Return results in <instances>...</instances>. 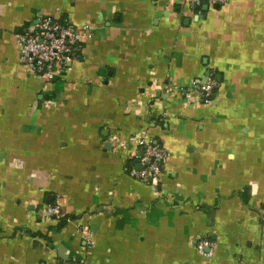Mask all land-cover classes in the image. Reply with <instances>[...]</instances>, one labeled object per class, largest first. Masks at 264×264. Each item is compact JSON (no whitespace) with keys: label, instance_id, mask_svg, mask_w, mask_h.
<instances>
[{"label":"crops","instance_id":"crops-1","mask_svg":"<svg viewBox=\"0 0 264 264\" xmlns=\"http://www.w3.org/2000/svg\"><path fill=\"white\" fill-rule=\"evenodd\" d=\"M202 7L0 0V264H264V0ZM38 16L92 27L57 83L19 59ZM143 132L155 189L129 173Z\"/></svg>","mask_w":264,"mask_h":264},{"label":"built area","instance_id":"built-area-1","mask_svg":"<svg viewBox=\"0 0 264 264\" xmlns=\"http://www.w3.org/2000/svg\"><path fill=\"white\" fill-rule=\"evenodd\" d=\"M191 8H200L203 5H224L229 0H186ZM92 27L74 28L67 18L54 20L51 17L38 16L35 31L19 33L16 41L19 49V59L25 70L52 81L60 67L70 64L81 44L91 38ZM219 84L214 75L209 73L205 83L191 89L190 99L194 102H207L214 95ZM139 154L135 159L141 168L131 169L130 176L137 181L150 185L155 189L158 186L166 159L165 150L147 133H141L137 139ZM44 216L48 219L61 220L63 218L60 207L56 204L46 208ZM87 233L86 237L89 238ZM195 249L205 258H210L215 249V243L209 239H200Z\"/></svg>","mask_w":264,"mask_h":264},{"label":"trees","instance_id":"trees-1","mask_svg":"<svg viewBox=\"0 0 264 264\" xmlns=\"http://www.w3.org/2000/svg\"><path fill=\"white\" fill-rule=\"evenodd\" d=\"M62 68H64V67H60V68H58V70L57 71H59V70H61ZM56 79V78H55ZM54 79V80H55ZM56 83H57V79H56V81H55ZM57 85V84H56ZM57 88H58V86H57ZM54 95V94H53ZM53 95H48L47 97H52ZM71 218L70 217H67V216H65V217H63L62 219H61V223H65V222H67L68 220H70Z\"/></svg>","mask_w":264,"mask_h":264},{"label":"water","instance_id":"water-1","mask_svg":"<svg viewBox=\"0 0 264 264\" xmlns=\"http://www.w3.org/2000/svg\"><path fill=\"white\" fill-rule=\"evenodd\" d=\"M212 7H213L214 9H218V8H219V5H218V4H214ZM208 8H209L208 5H203L202 10L207 11ZM196 10H198V9H196ZM203 83H205V81H203Z\"/></svg>","mask_w":264,"mask_h":264}]
</instances>
